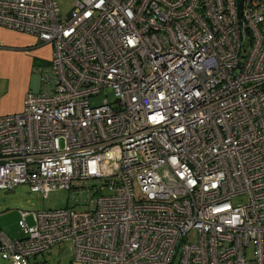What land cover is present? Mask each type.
<instances>
[{"label":"built area","instance_id":"1","mask_svg":"<svg viewBox=\"0 0 264 264\" xmlns=\"http://www.w3.org/2000/svg\"><path fill=\"white\" fill-rule=\"evenodd\" d=\"M239 3L74 0L63 18L56 0H0V27L51 47L40 91L0 115V190L83 205L20 211L0 250L264 264V0Z\"/></svg>","mask_w":264,"mask_h":264},{"label":"rangeland","instance_id":"2","mask_svg":"<svg viewBox=\"0 0 264 264\" xmlns=\"http://www.w3.org/2000/svg\"><path fill=\"white\" fill-rule=\"evenodd\" d=\"M74 0H56L60 14L64 18L72 8ZM17 87H28L31 93L40 91V75L32 70L30 77L23 76L22 72L16 80ZM108 101L114 99L112 90L107 88L102 94L90 98L91 105H100L103 99ZM71 190H55L46 197H42L39 192L30 191L28 185L21 184L12 190H0V232H4L11 238H20L23 236L21 228L18 225L20 211L33 212L36 210L60 209L65 207H83L79 204L80 197L76 195L73 199ZM244 201V199H233L234 203ZM32 215L27 216L28 223L31 222ZM29 224V225H30ZM33 224V223H32ZM31 224V225H32ZM196 234L192 232L188 241L195 242ZM70 243L63 242L53 246L49 250L39 253L35 256L25 258L21 255H12L9 251L0 250V264H79L73 261L70 253ZM178 258L174 264H177Z\"/></svg>","mask_w":264,"mask_h":264},{"label":"crops","instance_id":"3","mask_svg":"<svg viewBox=\"0 0 264 264\" xmlns=\"http://www.w3.org/2000/svg\"><path fill=\"white\" fill-rule=\"evenodd\" d=\"M50 53L51 47L39 45L32 35L0 27V115L22 110L29 91L16 86L19 72L29 78L33 69L48 63Z\"/></svg>","mask_w":264,"mask_h":264},{"label":"water","instance_id":"4","mask_svg":"<svg viewBox=\"0 0 264 264\" xmlns=\"http://www.w3.org/2000/svg\"><path fill=\"white\" fill-rule=\"evenodd\" d=\"M238 10H239V15H240L241 10H242V0H240L239 6H238Z\"/></svg>","mask_w":264,"mask_h":264}]
</instances>
